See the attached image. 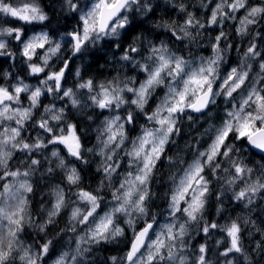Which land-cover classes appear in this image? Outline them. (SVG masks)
I'll list each match as a JSON object with an SVG mask.
<instances>
[{
	"label": "clouds",
	"instance_id": "clouds-1",
	"mask_svg": "<svg viewBox=\"0 0 264 264\" xmlns=\"http://www.w3.org/2000/svg\"><path fill=\"white\" fill-rule=\"evenodd\" d=\"M0 264H264V0H0Z\"/></svg>",
	"mask_w": 264,
	"mask_h": 264
}]
</instances>
